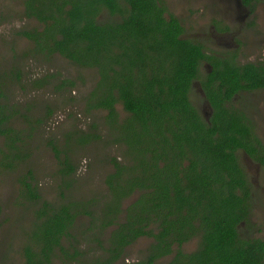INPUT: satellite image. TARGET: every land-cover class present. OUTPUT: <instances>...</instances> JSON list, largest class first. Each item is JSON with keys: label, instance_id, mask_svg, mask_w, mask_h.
I'll return each mask as SVG.
<instances>
[{"label": "trees", "instance_id": "16d2710c", "mask_svg": "<svg viewBox=\"0 0 264 264\" xmlns=\"http://www.w3.org/2000/svg\"><path fill=\"white\" fill-rule=\"evenodd\" d=\"M48 1L54 6L56 16L47 6L36 8L37 13H31L44 22L47 31L59 29L61 38H53V44L47 46L37 36V30L22 31L21 34L33 37L31 52L43 56L59 55L66 65L62 71L72 73V77L87 68L94 69L97 81L82 97L85 110H100L105 114L111 137L105 142L123 145L120 152L123 162L111 157L112 167L108 168V163L104 164V158L100 157L101 168L106 170L104 182L109 187L108 197L97 199V190L91 189L96 187V183L92 182L85 186L90 192L89 198H75L76 165L69 157L70 146L105 145L97 143L102 140V134L92 121L86 131L69 129L65 134L66 147L58 149L50 142L57 161L53 173L60 182L54 189L55 198H47L40 184L27 180L25 176L18 178L16 202L22 204L24 211L28 212L29 208L30 218L22 224L23 216L18 212L8 219L15 225L19 223L20 231H11L12 238L5 241L6 245L1 236L0 264H17L15 257L18 264H57L55 259L62 264H156L155 260L167 253L171 244L186 240L185 235L190 229H185L184 225H192L191 219L198 217L209 228L204 233V246L186 254L178 248L166 264H262V256L250 251L252 244L246 241L247 247H244L241 241L234 239V224L239 217L233 209L223 206L222 200L226 198L213 190V185L217 186L222 177L219 170H226L229 165L230 156L224 148L229 143L234 146L239 143L232 133L233 128L239 125L238 118H218L221 108L215 107L209 120L214 125L225 123L228 129L220 131V127L202 125L200 115L186 101L187 86L181 85L176 89L170 85V80L175 78L174 81L183 80L189 85L191 79L197 77L201 60L210 56L198 43L177 39L175 33L179 25L176 20L166 21L161 9L149 7L148 0H128L132 12L120 25L115 22L106 24L97 19L101 5L115 12L121 9L120 3L111 0H82V3L79 0ZM67 4L70 6L65 9ZM50 18L55 22L48 21ZM12 59L15 63L0 71L1 174L21 168V163L30 157L25 146V130L9 124L15 115L26 118L19 105L7 101L6 91L9 92L11 80H16V85L23 82L22 71L14 55ZM236 69L227 67L222 72H237L235 76L241 72V76L253 78V87L261 84L254 66H236ZM61 73L44 74L29 84L34 89H47L51 85L56 94H66L70 101L74 99L70 94L75 80L68 77V73L63 76ZM219 80L223 84L225 77ZM21 87L24 88L23 85ZM225 94H232V89ZM118 105L122 106L124 117H119ZM42 109L44 112L47 110L46 114L53 112L49 103L43 104ZM40 120L37 118L35 121ZM218 130L223 140L216 139ZM100 154L104 155L103 152ZM199 154L213 163L210 168H199L196 160ZM183 160L187 161L186 165H183ZM154 184L158 185L157 193L149 191ZM131 195L136 197L126 207L124 217L120 218L119 213L123 211L120 202ZM90 207L100 208L93 214L94 208ZM182 209L187 213L184 214ZM223 209L228 210L217 217L216 212ZM2 212L0 201V217ZM83 214L91 216L88 228L73 231L76 219ZM154 219L161 227L159 234L154 236L157 243H150L144 256L125 263L127 248L141 236L150 235L148 227ZM109 226L114 228L106 236ZM11 228L12 225L7 230ZM90 233L92 237L89 240L94 239L97 246L100 245L99 253L94 256L89 254L96 252V247H88L87 250L77 247L78 237ZM261 246L259 243L257 248Z\"/></svg>", "mask_w": 264, "mask_h": 264}, {"label": "flooded vegetation", "instance_id": "af4514ba", "mask_svg": "<svg viewBox=\"0 0 264 264\" xmlns=\"http://www.w3.org/2000/svg\"><path fill=\"white\" fill-rule=\"evenodd\" d=\"M10 1H15L17 5H20L21 17L33 19L32 21L40 25L32 29L26 26L22 31L33 32L37 30V36L44 41L43 45L47 44V46L53 44V38H57V40L61 38L59 29L47 31L44 22L32 14L37 13L36 8L47 6L48 8L51 7L52 13L56 16L55 8L48 0L44 3L41 0ZM79 1L82 3V0ZM111 1L120 3L121 9L111 12L109 7L105 5L102 7L101 5L97 19L103 23L115 22L120 25L125 16L131 14L132 5L128 0ZM148 1L149 7L151 5L161 9V14L166 21L176 20L179 25V29L175 33L177 39L182 40V42L191 40L198 43L202 51L210 56V58L206 57V59L201 60L197 77H193L189 85L183 80L174 81L175 78L170 80L171 87L177 89L181 85L187 86L184 94L186 101L200 115L202 125L204 123L214 125L209 118L214 113L215 107L221 108L218 111V118H230L231 116L238 118L239 125L233 128L232 133L235 135V141L239 143L237 146L229 143L224 148L225 153L230 156L229 165L226 170H219L222 177L216 183L217 186L213 185V190L219 192L220 197L226 198L222 200L223 206L233 209L235 215L239 217L234 224V232L236 233L234 239L241 241L244 245L241 243L240 245L244 247H247L244 243L246 241L252 244L250 251L261 255V262L264 264V0H181L182 6L179 8L170 5L172 0ZM189 1L193 7L185 8ZM69 6L67 4L65 9ZM13 7L10 6L9 9L12 10ZM102 16L106 17L102 18ZM48 21L55 22L51 18ZM204 28L207 29L203 30ZM22 35L34 46L32 36H26L23 33ZM243 49L252 51L258 49L261 54L258 58L251 60L252 54L245 57L242 54ZM243 65L255 67L260 85L253 87V78L243 77L241 72L237 76H235L237 72L228 74L225 71L222 72L227 67L237 71L236 66L241 68ZM216 68L220 71L218 72ZM73 75L75 78L77 74L74 73ZM220 77H225L223 84L219 80ZM237 77H242L243 80L242 78L237 79ZM227 78L231 79L230 82L227 81ZM230 89H232V94H225ZM222 108L228 112H224ZM117 109L123 111L122 106L118 105ZM124 114L123 112V116ZM214 127H220V131L228 129L225 123L214 125ZM220 131L218 130L215 134L217 140H223ZM119 155L121 156L120 153ZM221 157L222 151H220ZM117 160L123 162L122 156L121 158L118 157ZM196 160L200 169H203L204 166L210 168V165L213 164L203 154H199ZM186 164L187 161L183 160V165ZM89 166L92 170L91 165ZM110 166L112 167L111 163H109V168ZM105 173L106 170L103 169L102 185L103 188L105 187L104 190L108 191L109 187L104 182ZM157 188L158 185L154 184L149 188V191L157 193ZM135 197L136 195H131L121 200L120 208L123 211L119 213L120 218L124 217L126 207L134 201ZM92 208H94L93 214H95L100 207L98 209L90 207V209ZM227 210L223 209L216 212L217 217ZM182 212L186 214L187 210L182 209ZM86 216L88 220L91 219V216ZM168 218L171 219L172 217L169 216ZM191 220L192 225H184L185 229H190L185 235L187 236L186 240H182L180 244H171L169 251L158 256L155 262L165 261L164 264L170 262L178 248L183 254H186L193 253L199 247L204 246V233L209 228L204 226L203 220L199 217ZM112 228L114 227L109 226L107 228L106 236ZM148 228L151 232L150 235L141 236L130 247L140 240H148L145 250L150 243H157L154 236L159 234L161 227L154 219ZM259 243L262 246L258 249ZM128 250L129 247L127 252Z\"/></svg>", "mask_w": 264, "mask_h": 264}, {"label": "rangeland", "instance_id": "374dc122", "mask_svg": "<svg viewBox=\"0 0 264 264\" xmlns=\"http://www.w3.org/2000/svg\"><path fill=\"white\" fill-rule=\"evenodd\" d=\"M190 4L189 1L188 4L185 5V8L193 7V5ZM170 5L179 8L182 6V1L172 0ZM10 6H14L12 10L9 9ZM20 14L21 7L19 4L17 5L15 1L9 2V0H0V71L10 68L11 64L15 63L12 59L14 55L15 61L19 64L23 75V82L20 85H16V80H11L9 92L6 91V95L7 101L10 104L20 106L23 111H21V113L25 115L26 118L15 115L12 123L9 124L11 127L16 126L25 130V146L30 154L28 160L21 163V168L7 174L0 173V201L3 205V212L0 217V239L2 236V242H8L10 240L9 238H12L13 233L11 231H20L19 223L15 225V222L10 223L8 219L18 212L22 213V224H26L30 218L29 208L28 212L26 210L24 211L22 209V204L16 202V190L19 187V177L25 176L27 180H31V182L38 185L40 184L39 187L41 191L46 194L47 198H55L54 189L57 187L56 184L60 182L59 178L53 173V169L55 168L54 165L57 161L55 152L50 146V142H53V144L57 146L56 148L62 149L67 146L65 134L69 129L86 131L92 121L95 122L99 132L102 134V140L97 143H105L106 146L103 144L100 146L96 145L95 147L93 143H88L81 147L77 145L73 146L74 144L70 146L71 151L69 157L76 165V171L74 173L75 183L73 186V190L75 191L74 197L79 199L89 198L90 192L85 189V186L92 182V184L96 183V187L91 189L97 190V199H104L105 195L108 197L107 191L103 190L105 187L103 188L101 182L103 170L101 167L103 165L101 164L102 159L100 160V157L104 158L105 161L103 163H108L107 166L109 168V158H121L119 153L122 152L123 149V145L118 142H105L107 139L111 138L109 136L108 124L104 118L105 114L100 110H85V101L82 100V97H84L86 92L91 89V86L97 81V74L94 69L87 68L85 72L76 73V78H74L72 77V73L62 71L65 69L66 65L59 55L45 54V56H43L42 54L39 55L31 52L32 43L21 34V31L25 29L26 26L32 29L40 25L32 21L33 19L21 17ZM104 17L106 16H102V18ZM206 29L207 28H204L203 30ZM9 46H12V49ZM242 54L245 55V57H247L246 55L249 56V54H252L253 58L250 59L254 60L260 56L261 52L258 51V49L253 51L243 49ZM57 71L62 72L61 76L68 73V77L75 80L76 84L74 82V87L70 94L74 99L71 98L69 101L68 97L65 96L66 94H56L51 85V89H34L29 84L34 78ZM82 81L84 82L81 83ZM22 85L24 88L21 87ZM47 103L52 106L53 112L51 114H46L47 110L44 112L42 109L43 104ZM122 116L123 111L119 109V117L121 118ZM37 118L41 120L36 122L35 120ZM29 126H32V129L29 128ZM2 145L3 136L0 135V148H2ZM100 152H103L104 155H101ZM88 164L91 165V171L89 169L90 166H87ZM87 224L88 218L86 214H83L76 219L75 226L72 229L73 231H80L83 230V228L86 230L88 228ZM10 225H12V228L7 230ZM90 237H92L91 233L85 237L79 236L77 247L82 250H87L89 249L88 247H96V252H91L89 254L90 256H94L99 253L100 245L97 246V242L94 239L89 240ZM6 242L4 243L5 245L7 244ZM147 242L148 240H140L129 247L128 255L124 262H133L141 256H144ZM17 256L19 255L17 254ZM16 258L17 257H15V260L18 264L19 260ZM83 259H85V257ZM55 262L57 264H62V261L58 259H55ZM164 263L165 261H161L156 264Z\"/></svg>", "mask_w": 264, "mask_h": 264}]
</instances>
